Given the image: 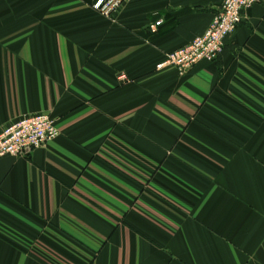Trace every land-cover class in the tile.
Returning <instances> with one entry per match:
<instances>
[{"label":"crops","instance_id":"obj_1","mask_svg":"<svg viewBox=\"0 0 264 264\" xmlns=\"http://www.w3.org/2000/svg\"><path fill=\"white\" fill-rule=\"evenodd\" d=\"M98 1L0 0V134L60 131L0 158V264H264V0L185 76L224 0Z\"/></svg>","mask_w":264,"mask_h":264},{"label":"built area","instance_id":"obj_2","mask_svg":"<svg viewBox=\"0 0 264 264\" xmlns=\"http://www.w3.org/2000/svg\"><path fill=\"white\" fill-rule=\"evenodd\" d=\"M131 0H99L94 10L104 17L116 15ZM259 0H224L208 30L191 43L167 55L158 70L176 69L185 76L202 63H216L223 54L227 40L236 32L246 13ZM158 25L152 26L154 31ZM60 137L56 121L47 114L26 116L7 126L0 134V158L25 156L43 148Z\"/></svg>","mask_w":264,"mask_h":264}]
</instances>
